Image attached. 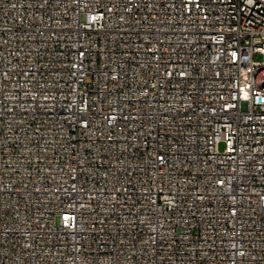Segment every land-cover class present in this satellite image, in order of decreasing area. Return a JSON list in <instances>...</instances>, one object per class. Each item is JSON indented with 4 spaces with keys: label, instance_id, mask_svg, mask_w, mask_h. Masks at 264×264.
Wrapping results in <instances>:
<instances>
[{
    "label": "built area",
    "instance_id": "2783aa9c",
    "mask_svg": "<svg viewBox=\"0 0 264 264\" xmlns=\"http://www.w3.org/2000/svg\"><path fill=\"white\" fill-rule=\"evenodd\" d=\"M0 264H264V0H0Z\"/></svg>",
    "mask_w": 264,
    "mask_h": 264
},
{
    "label": "rangeland",
    "instance_id": "374dc122",
    "mask_svg": "<svg viewBox=\"0 0 264 264\" xmlns=\"http://www.w3.org/2000/svg\"><path fill=\"white\" fill-rule=\"evenodd\" d=\"M223 148H224V144L221 143V144H220V149L223 150Z\"/></svg>",
    "mask_w": 264,
    "mask_h": 264
}]
</instances>
